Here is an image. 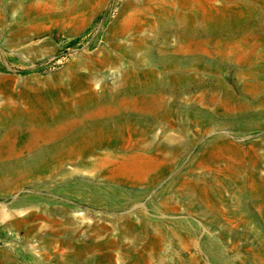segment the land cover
<instances>
[{
  "label": "rangeland",
  "instance_id": "374dc122",
  "mask_svg": "<svg viewBox=\"0 0 264 264\" xmlns=\"http://www.w3.org/2000/svg\"><path fill=\"white\" fill-rule=\"evenodd\" d=\"M0 264H264V0H0Z\"/></svg>",
  "mask_w": 264,
  "mask_h": 264
},
{
  "label": "bare ground",
  "instance_id": "6f19581e",
  "mask_svg": "<svg viewBox=\"0 0 264 264\" xmlns=\"http://www.w3.org/2000/svg\"><path fill=\"white\" fill-rule=\"evenodd\" d=\"M8 167V166H7Z\"/></svg>",
  "mask_w": 264,
  "mask_h": 264
}]
</instances>
